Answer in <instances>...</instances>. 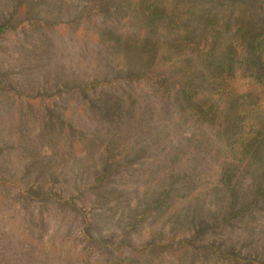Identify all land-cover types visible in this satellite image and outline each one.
<instances>
[{
	"label": "rangeland",
	"instance_id": "obj_1",
	"mask_svg": "<svg viewBox=\"0 0 264 264\" xmlns=\"http://www.w3.org/2000/svg\"><path fill=\"white\" fill-rule=\"evenodd\" d=\"M263 20L259 0H0V264H264V102L230 79Z\"/></svg>",
	"mask_w": 264,
	"mask_h": 264
},
{
	"label": "trees",
	"instance_id": "obj_2",
	"mask_svg": "<svg viewBox=\"0 0 264 264\" xmlns=\"http://www.w3.org/2000/svg\"><path fill=\"white\" fill-rule=\"evenodd\" d=\"M259 2L261 4L262 12H264V0H259ZM261 28V35H257L256 38H254L255 36L251 37L254 41L253 46L255 53L257 52L261 57L260 59L254 58L250 60V65L255 66L257 70L254 73H251L250 68H248L242 72H234L232 75L233 77L231 76L230 78L231 82H233L231 83L233 87L231 91L238 94V97L244 98L252 104L259 106V108H261L264 102V59L262 58L264 52V20L261 24ZM232 67L233 65L230 64L228 70H232L233 72L234 68ZM180 89L178 96H180L181 99L183 98L188 101L191 107H195L197 105V102L195 101V94L197 91L184 85Z\"/></svg>",
	"mask_w": 264,
	"mask_h": 264
}]
</instances>
